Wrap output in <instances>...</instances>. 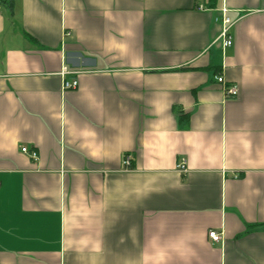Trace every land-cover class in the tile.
I'll list each match as a JSON object with an SVG mask.
<instances>
[{
    "label": "crops",
    "instance_id": "crops-1",
    "mask_svg": "<svg viewBox=\"0 0 264 264\" xmlns=\"http://www.w3.org/2000/svg\"><path fill=\"white\" fill-rule=\"evenodd\" d=\"M0 264H264V0L0 2Z\"/></svg>",
    "mask_w": 264,
    "mask_h": 264
},
{
    "label": "built area",
    "instance_id": "built-area-1",
    "mask_svg": "<svg viewBox=\"0 0 264 264\" xmlns=\"http://www.w3.org/2000/svg\"><path fill=\"white\" fill-rule=\"evenodd\" d=\"M221 22H222V29H221V33L219 35V38L223 41V46L227 47L230 46L232 44V38L230 35V29H231V25H232V21L231 19L225 14V9H223V14L221 17ZM73 72L68 71L65 67L62 70V74L66 75V74H70ZM215 80L221 84L223 92L225 93L226 97H234L237 95V86L233 83H227L224 76L222 74L217 75ZM77 86V80L72 78V79H64L63 81V87L65 89H70V88H75ZM20 150L23 153L28 154L30 157L35 158L37 156V153L35 150H30L27 146L23 145L20 147ZM130 156L126 155L124 157L123 160V164L125 165V167H129L130 166ZM177 169L181 172H186V161L185 158H180L179 162L177 164ZM208 235L209 238L212 241L218 242L221 240V233H218L215 230H209L208 231Z\"/></svg>",
    "mask_w": 264,
    "mask_h": 264
},
{
    "label": "trees",
    "instance_id": "trees-1",
    "mask_svg": "<svg viewBox=\"0 0 264 264\" xmlns=\"http://www.w3.org/2000/svg\"><path fill=\"white\" fill-rule=\"evenodd\" d=\"M0 2H6L9 8L12 6V0H0Z\"/></svg>",
    "mask_w": 264,
    "mask_h": 264
}]
</instances>
